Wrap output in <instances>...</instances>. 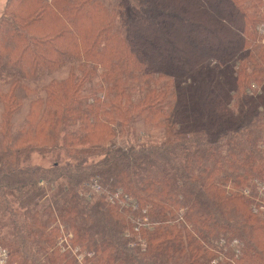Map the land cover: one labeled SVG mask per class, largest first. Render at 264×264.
<instances>
[{"label":"trees","instance_id":"trees-1","mask_svg":"<svg viewBox=\"0 0 264 264\" xmlns=\"http://www.w3.org/2000/svg\"><path fill=\"white\" fill-rule=\"evenodd\" d=\"M261 6L5 1L9 264H264Z\"/></svg>","mask_w":264,"mask_h":264},{"label":"rangeland","instance_id":"rangeland-1","mask_svg":"<svg viewBox=\"0 0 264 264\" xmlns=\"http://www.w3.org/2000/svg\"><path fill=\"white\" fill-rule=\"evenodd\" d=\"M5 1L6 0H0V13H1V10H2V7L4 6V3H5ZM259 11H260V15L263 17V20H264V7L263 6H261L260 7V9H259ZM263 23H264V21H263ZM261 25V27H260V29L261 30H263L264 29V24L262 25V24H260ZM260 41L262 42V43H264V35L260 38ZM66 70L67 69H63V70H61V71H59V72H57V73H55L56 74V76L58 75L59 77H63L65 74H66ZM30 162H32L33 164H39V165H41L42 167H48L49 165H50V162H49V157L46 155V156H42V155H40V154H38V153H32V155H31V157H30ZM94 188H97V187H95L94 186ZM104 193H107V191H104ZM115 193V192H114ZM131 217H132V220H133V218H137L138 216H134V215H130ZM58 218H60V219H62V215H58ZM143 218V217H142ZM137 220L138 219H136V221H135V223L137 224ZM133 222H134V220H133ZM51 229V228H50ZM58 233V232H57ZM59 234V233H58ZM61 235H63V237L64 236H69V235H64V234H62L61 233ZM56 237V235H55V232H53V236H52V241H54L53 243H55L54 245H56V242H57V237H56V240H53L54 238ZM48 242L46 241V242H44L43 243V247L46 245V247L48 246ZM2 247V246H1ZM4 248V247H3ZM6 249V248H5ZM49 249V248H48ZM52 249L50 248L49 249V251H51Z\"/></svg>","mask_w":264,"mask_h":264},{"label":"built area","instance_id":"built-area-1","mask_svg":"<svg viewBox=\"0 0 264 264\" xmlns=\"http://www.w3.org/2000/svg\"><path fill=\"white\" fill-rule=\"evenodd\" d=\"M95 189H98L99 187L97 185H95ZM147 224V218L143 217L141 219L137 220V225H145ZM0 264H9L8 263V252L5 248L0 246ZM15 264V263H13ZM79 264H86L84 262H80Z\"/></svg>","mask_w":264,"mask_h":264}]
</instances>
